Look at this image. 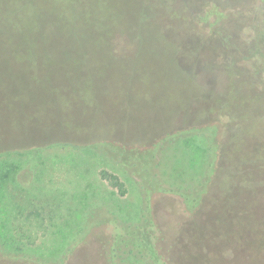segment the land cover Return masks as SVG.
<instances>
[{
	"label": "rangeland",
	"instance_id": "rangeland-1",
	"mask_svg": "<svg viewBox=\"0 0 264 264\" xmlns=\"http://www.w3.org/2000/svg\"><path fill=\"white\" fill-rule=\"evenodd\" d=\"M10 5L14 23L30 7L0 0V11ZM74 6L73 32L45 10L34 33L16 37L23 51L0 50V264H164L159 244L169 246L167 264H264L244 236L210 237L202 256L190 241L214 231L216 205L227 203L226 189L206 175L212 146L223 165L251 144L264 149V108L248 130L239 98L231 129L248 133L241 145L221 138L234 89L264 98V0ZM137 23L134 50L122 32L130 24L138 33ZM29 142L42 145L23 147ZM180 192L203 198L201 210H189Z\"/></svg>",
	"mask_w": 264,
	"mask_h": 264
},
{
	"label": "trees",
	"instance_id": "trees-1",
	"mask_svg": "<svg viewBox=\"0 0 264 264\" xmlns=\"http://www.w3.org/2000/svg\"><path fill=\"white\" fill-rule=\"evenodd\" d=\"M38 0H29V6L27 11L21 12L20 15V22L14 23L13 21H10L8 19H15L13 18L16 8L11 7L7 10L0 11L1 18L4 19V22L2 26L0 27V50H5V48L10 47L13 51H23L24 47L22 45L19 46L17 42V36L19 33H26L29 34L35 32L34 28V20L39 16L40 12L42 11H51L53 23L56 26L58 25V29L61 30H67L69 32H73V30L76 29L75 22L76 20H72L70 17H74L78 20V16L74 11H76V7L74 6V0H70L73 3V9H68V5L70 6L68 0L64 1V6L66 4L65 8H62L60 5H54L52 3H38ZM71 7V6H70ZM179 12V11H178ZM60 18H59V17ZM142 16V15H141ZM43 19H45L43 17ZM147 19H141V21H146ZM148 23V22H147ZM150 23V22H149ZM138 33L135 32L133 29L131 30V25H127V27L123 30L122 35L128 36V39H132L134 42V50L137 49L136 46V38L140 39V34H143V26L138 24ZM78 27V26H77ZM152 27V26H151ZM40 30H37V36L39 35ZM137 34V36H136ZM36 36V38H37ZM164 44L166 46L165 52L172 53V55L176 54V45L171 41L167 42L164 41ZM8 46V47H7ZM179 64V63H178ZM180 65V64H179ZM180 70L181 74L187 75L183 69L179 68V66H176V72ZM179 73V72H178ZM246 91V90H245ZM240 93L238 90L233 91V99H231L229 102L230 108L227 109L225 114H223V117L225 121H223L224 124V131H222V141L226 139V137L233 136L232 139L236 138V144H242L240 141V138L243 135H247L248 132H245L244 125H241L237 132L236 130L231 129V116L235 113L233 112V109H239L235 105V101L237 98L241 99L242 101L247 103L246 110L241 112V114L246 116V128L248 130L251 127H255L256 120H258L259 117V110H261V107L264 108V98L260 97L256 100L249 101V98H251L249 93ZM239 94V95H238ZM249 94V95H248ZM226 103V102H225ZM232 105V108H231ZM250 106H252L250 108ZM226 110V109H225ZM240 110V109H239ZM231 113V114H229ZM229 114V115H228ZM221 127V126H220ZM223 127V126H222ZM212 129L213 131H216L221 133L218 126H210L205 125L201 126V129ZM196 130H199L198 128H193ZM264 130V126H263ZM247 131V129H246ZM171 134V133H170ZM170 134L167 135V138L170 137ZM166 138V139H167ZM57 141L50 140L46 141L42 144H49L54 143ZM119 142V141H118ZM31 144L24 145L23 147H32V146H41L35 142H29ZM93 143V142H92ZM112 143H116V141H110L108 144L112 145ZM221 145V144H220ZM121 146V145H120ZM254 145L251 144V148ZM220 147V146H219ZM34 148V147H32ZM213 150L210 153V156L208 158V164L210 168H208L207 177L210 179V183L212 180V174H214L217 177V180L220 181V186L224 187L227 191L226 200L227 203H225V207L221 211H216L217 208L220 207V204H217L214 210V221H215V229L213 232H211L208 236L205 234H201L199 230L197 233L195 232L190 239L191 243H196L201 246V249H197L196 252H198V256L204 255V245L203 242L208 244V240L212 241L213 239H209L210 237L216 238L219 241L226 240V241H233L236 236H244V241L249 247L252 248V246H259L251 249V256H260L262 259H264V191H263V182L264 178L261 175H258L260 172H263V168L261 167L264 165V149L263 148H253V150L250 148L253 152L244 153L247 151V149L241 148L237 151V153L233 159L230 161L228 160L225 165L222 164V160H224L223 153L219 152L217 150V145L212 146ZM9 150V149H6ZM4 151V150H1ZM4 153V152H1ZM252 155V157H251ZM217 156V162L215 164ZM262 158V159H261ZM229 159V158H228ZM251 160H253V163L251 164ZM261 167V171L260 168ZM203 176V180H205ZM206 177V178H207ZM243 177L244 179L240 178ZM242 180V181H241ZM207 181V180H206ZM205 181V184H206ZM255 182L256 185L252 186L249 183ZM1 183V181H0ZM262 186V187H261ZM208 187V186H207ZM184 196V202L186 205L189 206V210H201L202 207V200L200 199V196L195 198H190L188 196V193L186 192H180ZM245 199H256V204L254 201L249 202L244 200ZM259 216V219L256 217ZM252 223H255L251 225ZM242 230V234L240 235V231ZM203 253L200 255V251ZM159 256L165 257L163 260L164 264H167L166 257H168L169 254V246L165 247L164 245L159 244ZM262 253V256L260 255ZM157 254V255H158ZM158 256V257H159ZM201 259V257H200ZM260 260V259H258ZM252 264H261V263H252Z\"/></svg>",
	"mask_w": 264,
	"mask_h": 264
}]
</instances>
